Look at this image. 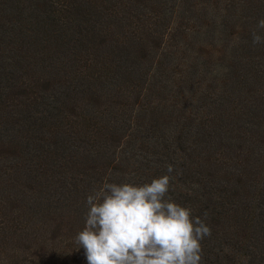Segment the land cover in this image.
<instances>
[{"label": "trees", "instance_id": "trees-1", "mask_svg": "<svg viewBox=\"0 0 264 264\" xmlns=\"http://www.w3.org/2000/svg\"><path fill=\"white\" fill-rule=\"evenodd\" d=\"M260 19L264 0H0V264H87L91 191L168 165L211 228L202 264H264Z\"/></svg>", "mask_w": 264, "mask_h": 264}, {"label": "clouds", "instance_id": "clouds-1", "mask_svg": "<svg viewBox=\"0 0 264 264\" xmlns=\"http://www.w3.org/2000/svg\"><path fill=\"white\" fill-rule=\"evenodd\" d=\"M264 19L252 44H264ZM174 167L150 183H105L86 198L85 227L75 236L87 264H202L204 219L169 195ZM207 215V214H205Z\"/></svg>", "mask_w": 264, "mask_h": 264}]
</instances>
